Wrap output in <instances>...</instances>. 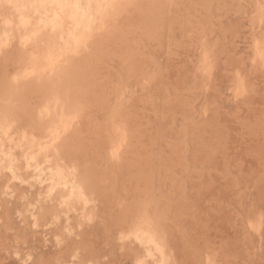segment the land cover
Listing matches in <instances>:
<instances>
[{"label": "rangeland", "instance_id": "1", "mask_svg": "<svg viewBox=\"0 0 264 264\" xmlns=\"http://www.w3.org/2000/svg\"><path fill=\"white\" fill-rule=\"evenodd\" d=\"M35 2L1 11L16 33L0 116L82 172L70 219L90 220L56 242L59 227L32 228L0 180V264H130L135 231L167 264H264V66L251 49L264 62V0H129L77 50L59 14L36 24Z\"/></svg>", "mask_w": 264, "mask_h": 264}, {"label": "bare ground", "instance_id": "2", "mask_svg": "<svg viewBox=\"0 0 264 264\" xmlns=\"http://www.w3.org/2000/svg\"><path fill=\"white\" fill-rule=\"evenodd\" d=\"M28 1L30 0H0V57L7 53L6 49L13 43L16 33L9 14H3V9H17ZM128 1L36 0V24L52 25L59 14L69 28L71 49L77 50L97 35L115 13L122 7H127ZM17 28L20 26L17 25ZM251 40L253 57L257 58L260 66H264L258 52V42L254 38ZM237 88L243 92V83L240 82ZM8 123L0 116V180H3L1 196L8 190L16 191L22 206L20 211L15 212L16 215L29 219L32 228L43 222V228L59 227L55 235L58 239L56 242L63 241L90 220L84 215L80 220L70 219L76 207H80L81 212L84 210L88 182L82 172L75 168L64 167L49 160L42 140L31 139L24 144L23 139L8 135ZM18 187L24 190L20 192ZM133 245L136 253L130 264H167L165 248L154 239L150 231H135ZM22 256L26 263L30 262L29 254L24 253ZM54 264L80 263L77 254H73L66 261L57 260Z\"/></svg>", "mask_w": 264, "mask_h": 264}]
</instances>
